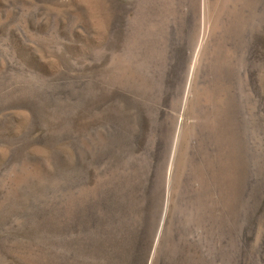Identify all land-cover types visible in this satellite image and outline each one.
Instances as JSON below:
<instances>
[{"label":"rangeland","instance_id":"obj_1","mask_svg":"<svg viewBox=\"0 0 264 264\" xmlns=\"http://www.w3.org/2000/svg\"><path fill=\"white\" fill-rule=\"evenodd\" d=\"M263 159L264 0H0V264H264Z\"/></svg>","mask_w":264,"mask_h":264},{"label":"bare ground","instance_id":"obj_2","mask_svg":"<svg viewBox=\"0 0 264 264\" xmlns=\"http://www.w3.org/2000/svg\"><path fill=\"white\" fill-rule=\"evenodd\" d=\"M264 160V159H263ZM75 213V212H74ZM76 216V215H75ZM80 219V218H79ZM82 220V219H81ZM88 222V221H87ZM79 226V225H78ZM85 227V226H84ZM80 230V229H79ZM82 230V229H81ZM148 235V234H147ZM150 237V236H149ZM139 244V243H138ZM146 262V261H145ZM145 264V263H144ZM146 264H149V263H146Z\"/></svg>","mask_w":264,"mask_h":264}]
</instances>
